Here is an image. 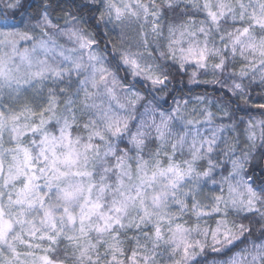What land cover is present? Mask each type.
I'll return each mask as SVG.
<instances>
[{
	"label": "clouds",
	"instance_id": "1",
	"mask_svg": "<svg viewBox=\"0 0 264 264\" xmlns=\"http://www.w3.org/2000/svg\"><path fill=\"white\" fill-rule=\"evenodd\" d=\"M0 264H264V0H0Z\"/></svg>",
	"mask_w": 264,
	"mask_h": 264
}]
</instances>
